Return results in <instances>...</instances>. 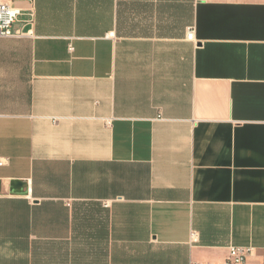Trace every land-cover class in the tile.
I'll list each match as a JSON object with an SVG mask.
<instances>
[{"label": "crops", "instance_id": "obj_1", "mask_svg": "<svg viewBox=\"0 0 264 264\" xmlns=\"http://www.w3.org/2000/svg\"><path fill=\"white\" fill-rule=\"evenodd\" d=\"M4 1L0 264H258L264 0Z\"/></svg>", "mask_w": 264, "mask_h": 264}, {"label": "built area", "instance_id": "obj_2", "mask_svg": "<svg viewBox=\"0 0 264 264\" xmlns=\"http://www.w3.org/2000/svg\"><path fill=\"white\" fill-rule=\"evenodd\" d=\"M21 14L19 8L10 5L4 0H0V37L19 35L18 32H12V25ZM185 38L193 41V29L189 27L186 30ZM252 247H239L230 245L228 247V255L223 264H243L251 254ZM258 264H264V256Z\"/></svg>", "mask_w": 264, "mask_h": 264}, {"label": "water", "instance_id": "obj_3", "mask_svg": "<svg viewBox=\"0 0 264 264\" xmlns=\"http://www.w3.org/2000/svg\"><path fill=\"white\" fill-rule=\"evenodd\" d=\"M23 182L22 181H20V180H13V181H11L10 182V185H11V187L13 188H21L22 186H23Z\"/></svg>", "mask_w": 264, "mask_h": 264}]
</instances>
